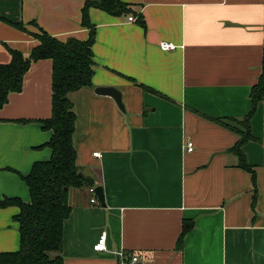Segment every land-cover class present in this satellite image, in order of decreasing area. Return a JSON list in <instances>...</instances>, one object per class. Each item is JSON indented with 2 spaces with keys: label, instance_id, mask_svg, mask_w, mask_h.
<instances>
[{
  "label": "crops",
  "instance_id": "crops-1",
  "mask_svg": "<svg viewBox=\"0 0 264 264\" xmlns=\"http://www.w3.org/2000/svg\"><path fill=\"white\" fill-rule=\"evenodd\" d=\"M87 1L0 0V65L11 51L28 57L40 29L88 40ZM121 1L132 13L88 10L93 87L69 94L77 166L103 188L106 206L97 196L91 203L88 187L69 191L64 264H122L120 251L126 264L133 256L138 264H264V103L251 119L257 140L243 147L256 192L230 152L239 135L211 119L243 120L251 111L264 71V0ZM52 82L51 60L32 63L22 91L0 109V201L29 202L23 177L52 157V132L41 124L52 116ZM98 87L120 90L125 112ZM19 212L0 208V254L20 249ZM184 221L194 227L179 250ZM104 232L108 250L96 252Z\"/></svg>",
  "mask_w": 264,
  "mask_h": 264
},
{
  "label": "trees",
  "instance_id": "trees-1",
  "mask_svg": "<svg viewBox=\"0 0 264 264\" xmlns=\"http://www.w3.org/2000/svg\"><path fill=\"white\" fill-rule=\"evenodd\" d=\"M91 7L114 16L132 13L121 0H88L83 15V24L91 30L88 40L69 38L61 41L40 29V33L32 34L39 44L28 57L18 51H11L12 61L0 65L1 109L8 103L11 94L22 91L25 75L32 63L42 60H51L53 63L52 116L41 121L42 128L52 132L47 144L52 150V157L49 161L35 163L29 175L23 177L29 188V202L19 198L0 201V208L14 206L20 210L15 216L19 224L20 249L1 253L0 264H64L63 228L72 212L68 204L69 191L93 187L92 181L80 176L77 166V151L73 143L76 114L69 99L70 93L93 87L95 28L88 15ZM15 26L22 28L19 24ZM250 99L252 108L243 120L211 119L239 135V140L230 152L238 157V167L251 174L256 192V172L254 166L248 163L243 147L257 140L251 131V119L259 104L264 103V71L252 87ZM193 227L192 221H184L177 241L179 250L183 248L184 239Z\"/></svg>",
  "mask_w": 264,
  "mask_h": 264
},
{
  "label": "built area",
  "instance_id": "built-area-1",
  "mask_svg": "<svg viewBox=\"0 0 264 264\" xmlns=\"http://www.w3.org/2000/svg\"><path fill=\"white\" fill-rule=\"evenodd\" d=\"M128 20L132 22V21L134 20V18H133V17H130ZM160 47H161V49L164 50V51H173V50L176 49V46H175L174 44H172V43H168V42H162V43H160ZM186 148H187V151H188V152H192L193 149H194V145H193V143H192V142L187 143ZM94 156H95V157H98L99 154H98V153H94ZM88 191H89V193L92 195L91 203H92V204L97 203L98 200H97V197H96V194H95V188H94V187L89 188ZM107 240H108V235H107V233H105V232L102 233V234L100 235V237H99L97 243H96L95 246H94V250H95L96 252H107V250H108V249H107ZM118 258H119V260H120V262H121L122 264H126V263H127V262H126V254H125L124 252L120 251V252L118 253ZM139 261H140V260H139V257H137V256H133V257L131 258L130 262H128V264H138Z\"/></svg>",
  "mask_w": 264,
  "mask_h": 264
},
{
  "label": "water",
  "instance_id": "water-1",
  "mask_svg": "<svg viewBox=\"0 0 264 264\" xmlns=\"http://www.w3.org/2000/svg\"><path fill=\"white\" fill-rule=\"evenodd\" d=\"M96 94L97 95H100V96H109V97H112L119 109L123 112H125V105H124V102H123V96H122V93L120 90L114 88V87H98L96 90H95ZM80 176H82V174H80ZM95 194L96 196L98 197V200L100 202V204L105 207L106 206V203H105V197H104V190L102 187H97L95 188Z\"/></svg>",
  "mask_w": 264,
  "mask_h": 264
}]
</instances>
